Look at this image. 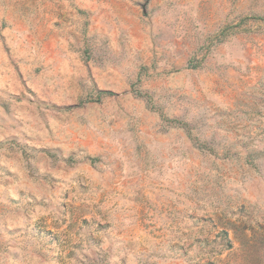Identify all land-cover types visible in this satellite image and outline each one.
Instances as JSON below:
<instances>
[{"label": "rangeland", "instance_id": "obj_1", "mask_svg": "<svg viewBox=\"0 0 264 264\" xmlns=\"http://www.w3.org/2000/svg\"><path fill=\"white\" fill-rule=\"evenodd\" d=\"M0 264H264V0H0Z\"/></svg>", "mask_w": 264, "mask_h": 264}]
</instances>
